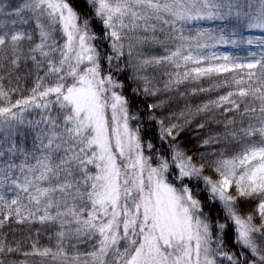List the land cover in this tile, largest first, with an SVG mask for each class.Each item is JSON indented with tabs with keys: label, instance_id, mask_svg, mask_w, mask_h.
Masks as SVG:
<instances>
[{
	"label": "snow or ice",
	"instance_id": "snow-or-ice-1",
	"mask_svg": "<svg viewBox=\"0 0 264 264\" xmlns=\"http://www.w3.org/2000/svg\"><path fill=\"white\" fill-rule=\"evenodd\" d=\"M0 264H264V0H0Z\"/></svg>",
	"mask_w": 264,
	"mask_h": 264
},
{
	"label": "trees",
	"instance_id": "trees-1",
	"mask_svg": "<svg viewBox=\"0 0 264 264\" xmlns=\"http://www.w3.org/2000/svg\"><path fill=\"white\" fill-rule=\"evenodd\" d=\"M257 35L259 34V33H256ZM231 50V49H230Z\"/></svg>",
	"mask_w": 264,
	"mask_h": 264
}]
</instances>
